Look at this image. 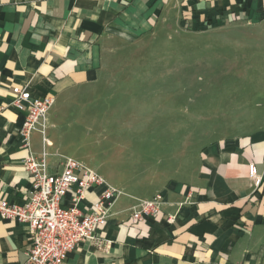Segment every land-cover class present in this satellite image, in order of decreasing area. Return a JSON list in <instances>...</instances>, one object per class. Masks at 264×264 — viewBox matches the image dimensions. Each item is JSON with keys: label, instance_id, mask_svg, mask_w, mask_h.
Instances as JSON below:
<instances>
[{"label": "crops", "instance_id": "crops-1", "mask_svg": "<svg viewBox=\"0 0 264 264\" xmlns=\"http://www.w3.org/2000/svg\"><path fill=\"white\" fill-rule=\"evenodd\" d=\"M237 23L247 43L264 44V0H0V198L23 203L30 194L24 161L58 149L52 133L62 115L58 102L101 83L97 53L106 39ZM261 79L252 105L258 116L227 122L221 134L216 126L209 143L195 140L187 148L182 141L172 152L171 144L149 143L147 155L148 142L141 141L129 164H98L96 172L108 174L121 194L96 238L81 242L65 264H264V74ZM16 86L55 98L49 140L35 132L29 147L22 143L23 115L8 106ZM162 124L133 111V137L161 132ZM250 163L262 177L258 189L247 178ZM100 191L86 193L80 205L89 206ZM155 194L163 200L155 219L131 221L132 208ZM28 243L24 225L0 219V264H27Z\"/></svg>", "mask_w": 264, "mask_h": 264}, {"label": "rangeland", "instance_id": "rangeland-1", "mask_svg": "<svg viewBox=\"0 0 264 264\" xmlns=\"http://www.w3.org/2000/svg\"><path fill=\"white\" fill-rule=\"evenodd\" d=\"M243 30L239 23L207 29L179 26L132 39H106L97 53L103 80L59 100L62 115L52 128L58 149L51 151L50 145V152L43 150L40 157L52 170L73 158L97 171L98 164L114 160L129 164L142 150L136 142H148L147 155L151 144H171L172 152L182 141L187 148L195 140L209 143L216 126L221 134L227 122L232 126L257 117L252 105L264 74V44L247 43ZM133 111L163 122L164 130L147 129L133 137ZM236 113L245 117L226 116ZM178 126L185 128L184 134ZM48 130L46 120L43 141ZM103 177L110 183L108 174Z\"/></svg>", "mask_w": 264, "mask_h": 264}, {"label": "built area", "instance_id": "built-area-1", "mask_svg": "<svg viewBox=\"0 0 264 264\" xmlns=\"http://www.w3.org/2000/svg\"><path fill=\"white\" fill-rule=\"evenodd\" d=\"M8 103L23 115L19 137L29 147L33 133L44 135L47 115L55 104L52 96H34L26 88L13 87ZM30 153L24 161L31 182L30 194L23 203L0 198V219L22 224L29 243L25 250L27 264H65L68 255L83 241L94 240L96 231L106 224L111 208L121 192L110 186L95 170L66 158L59 169L52 170L44 161ZM250 187L258 189L262 177L254 164L247 166ZM101 189L89 206L80 202L86 193ZM163 203L162 196L141 200L132 208L131 221L154 220ZM169 219V222H172Z\"/></svg>", "mask_w": 264, "mask_h": 264}]
</instances>
